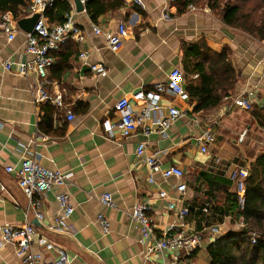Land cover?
I'll use <instances>...</instances> for the list:
<instances>
[{"label": "crops", "instance_id": "0c3cea01", "mask_svg": "<svg viewBox=\"0 0 264 264\" xmlns=\"http://www.w3.org/2000/svg\"><path fill=\"white\" fill-rule=\"evenodd\" d=\"M61 1L69 3V13L83 40L69 38L52 52L54 64L46 82L5 69V63L27 58L26 41L21 31L12 41L0 33V224L35 226L38 222L39 235L62 248L70 258L68 264H210L208 246L220 237L215 230L220 227L223 231L235 220L225 213L230 208L227 195L236 192L230 172L237 168L249 171L264 153V121L256 112L264 108V41L224 24L207 5L182 8L178 0H144L145 8H139L124 0L120 9L93 19L86 4L83 12H77L74 0ZM120 22L128 35L125 49L114 54L105 34L114 32ZM94 27L101 33L96 34ZM195 45L198 48L190 51ZM84 51L88 63L105 67L104 74L93 73L80 61ZM221 55L230 66L215 65L213 61ZM198 64H203L216 86L219 84V92L225 81L232 82L216 107L196 110L198 102L187 92L190 82L200 84L195 71ZM174 68L184 74L188 99L164 95L163 106L172 105L184 113L166 135H145L138 130L124 138L116 129L111 133L106 130L107 124L118 120L114 107L120 98L150 91L156 83L165 85ZM40 91L50 98L60 95L63 105L56 107L41 100ZM239 96L250 99L251 110L234 106ZM131 104L133 109L139 108L133 101ZM69 111L76 129L66 134ZM208 128L215 141L205 154L197 138ZM140 143H145L146 154H158L163 169L178 166L185 172L187 191L181 199L189 214L183 221L175 218L167 201L159 196L160 191H167L179 204L176 180L155 175V183L148 182L151 171L136 156ZM24 150L45 168L68 177L65 191L75 211L65 232L50 226L58 210L50 193L41 207L42 222L36 219L35 210L27 213L29 199L15 172L6 171L7 167H21ZM103 193L112 195L113 207L101 205ZM144 202L149 204L148 215L157 238L174 224L173 233H201L205 243L191 253L146 255L138 242V225L129 216L135 204ZM98 214L110 220L111 231L106 235L96 223ZM38 239L34 237L32 251L42 253L41 264H53L56 253L39 246ZM0 264L25 263L14 247L6 246L0 249Z\"/></svg>", "mask_w": 264, "mask_h": 264}, {"label": "built area", "instance_id": "2783aa9c", "mask_svg": "<svg viewBox=\"0 0 264 264\" xmlns=\"http://www.w3.org/2000/svg\"><path fill=\"white\" fill-rule=\"evenodd\" d=\"M88 0H80L85 6ZM130 6L145 8L144 0H125ZM56 0H31L27 8V15L33 16L39 14L32 32L26 33L22 31L18 25L19 19L13 17L11 13H0V33L6 35L9 41L15 39L16 33L22 32L26 41V56L24 61L7 62L5 69L14 71L18 75L28 76L35 75L37 79L46 82L48 70L53 66L54 59L52 52L56 51L61 44L69 38L83 40V37L74 23L72 15L67 14L65 21L62 23L52 24L45 17L46 11L51 8ZM168 19V15H164ZM96 34H100L101 30L94 27ZM128 35L127 27L123 22L118 23L114 32L106 33V39L109 49L114 54H120L125 49V39ZM80 61L89 67L90 71L97 74H104L106 69L101 64L88 63L87 52H82L79 55ZM184 74L179 68H174L169 76L168 82L164 85L156 83L150 91H139L132 98L122 97L115 104V112L118 115V120L115 124H107L106 130L111 133L116 129L124 138L130 137L138 130L143 134L149 135L152 132H157L160 135H166V132L174 125V123L184 113L175 106H163L162 100L164 95L170 93L183 100L188 99V94L184 88ZM40 97L43 101H50L56 107L63 105L60 95L50 98L45 93L40 91ZM139 105L136 110L133 109L131 102ZM234 106L240 109L249 111L253 107V103L249 98L244 96L236 97L233 101ZM74 115L67 112V131L66 134L72 133L76 126L74 124ZM242 140V139H241ZM202 153L209 152V145L214 143L215 134L212 129H206L198 138ZM23 152V162L19 169L7 167L8 173L15 172L19 186L24 191L29 199L30 209L35 210V217L42 222L44 215L41 212V207L45 196L50 193L53 195L57 203L58 210L52 215L51 228L54 231L65 232L68 228V220L75 211V206L65 191L68 183V177L59 170H51L45 168L33 156ZM136 156L141 163L146 164L151 175L148 178L149 183H155V175H160L163 180L175 179L177 184L175 190L178 195L177 201H173L169 197L167 191H160L161 199L167 201V208L173 213L178 221H183L189 214V207L184 205L183 196L187 191L185 172L178 166H172L163 169L157 153L146 154L145 143H140L136 148ZM248 176V170L237 168L230 172V180L235 184L236 192L239 197V204L243 207L244 203V181ZM182 198V199H181ZM99 201L104 208H111L114 205L113 197L110 193H103ZM150 211L147 202L135 204L129 214L130 219L138 226L139 239L138 242L144 248L146 255L161 253L162 251H182L188 253L202 247L205 243V237L201 233L185 235L182 233H173L175 225H171L169 230L164 233L161 238H157L155 234V226L148 213ZM206 212V210H205ZM27 215V214H26ZM96 223L101 233L106 235L111 231V223L108 217L104 214H98ZM215 233L218 236L224 234L220 227H217ZM38 236V245L44 247L51 253H56V258L53 264H68L69 256L66 252L46 240L34 225L24 224L20 226L2 225L0 224V249L6 246H12L15 249L16 256L25 264H41L42 253L32 251L34 237ZM256 234L251 237L252 244L256 243ZM175 264V263H173Z\"/></svg>", "mask_w": 264, "mask_h": 264}, {"label": "trees", "instance_id": "16d2710c", "mask_svg": "<svg viewBox=\"0 0 264 264\" xmlns=\"http://www.w3.org/2000/svg\"><path fill=\"white\" fill-rule=\"evenodd\" d=\"M31 0H0V13H11L14 18L21 19L27 15ZM180 7L198 6L205 0H178ZM221 19L224 24L240 29L245 33L264 41V0H222ZM221 0H208L211 10L218 9ZM125 5L124 0H89L86 11L95 19L110 10H118ZM203 6V5H202ZM70 12L67 1L56 0L45 17L52 22L62 23ZM198 46L190 48L194 51ZM217 67L230 66L225 55L213 61ZM199 73L200 84L189 83L187 92L198 104L196 110L210 109L220 104L222 97L232 87V82H224L223 90L212 81V75L205 72L203 64L195 66ZM185 79V78H184ZM264 114V108L258 110ZM244 203L239 204L237 192L227 195L230 208L225 213L235 220L242 219L244 227L240 231H228L216 238L208 246L210 264H264V153L250 165L248 176L244 181ZM256 234V243L251 237Z\"/></svg>", "mask_w": 264, "mask_h": 264}, {"label": "rangeland", "instance_id": "374dc122", "mask_svg": "<svg viewBox=\"0 0 264 264\" xmlns=\"http://www.w3.org/2000/svg\"><path fill=\"white\" fill-rule=\"evenodd\" d=\"M208 4V0H205L204 2L198 4V7L202 6V5H207ZM222 5H223V1L221 0V2L219 3V6L217 5L218 9H215V10H210L220 19L221 18V9H222ZM208 6V5H207ZM240 30V29H239ZM242 31V30H241ZM244 32V31H242ZM245 33V32H244ZM258 39V38H256ZM256 112H258L256 110ZM259 113V112H258ZM263 121H264V114L263 113H260ZM249 136V134H248ZM247 138V135L245 137V139ZM241 141V139H240ZM245 142V141H244ZM235 170V169H234ZM229 175V174H228ZM229 226V228H227ZM227 227H223V231L224 233H227L228 231H233V232H236V231H240L243 227H244V224H243V220L242 219H239V220H234V221H229V225ZM227 229V230H226Z\"/></svg>", "mask_w": 264, "mask_h": 264}, {"label": "water", "instance_id": "95a60500", "mask_svg": "<svg viewBox=\"0 0 264 264\" xmlns=\"http://www.w3.org/2000/svg\"><path fill=\"white\" fill-rule=\"evenodd\" d=\"M76 11L77 12H83L84 6L81 4L80 0H74ZM39 19V14H35L31 16L30 18L20 19L18 21V25L20 29L26 33L32 32L37 20ZM36 227H40V224L38 222L35 223Z\"/></svg>", "mask_w": 264, "mask_h": 264}]
</instances>
